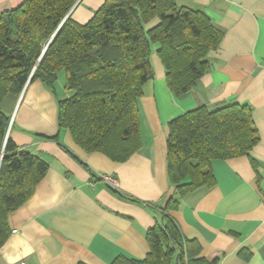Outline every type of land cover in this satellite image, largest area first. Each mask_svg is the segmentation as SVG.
I'll use <instances>...</instances> for the list:
<instances>
[{
    "label": "crops",
    "instance_id": "obj_1",
    "mask_svg": "<svg viewBox=\"0 0 264 264\" xmlns=\"http://www.w3.org/2000/svg\"><path fill=\"white\" fill-rule=\"evenodd\" d=\"M105 1L82 0L74 19L88 23ZM175 1L206 13L223 39L209 54L210 70L181 97L168 89L153 46L154 77L138 102L142 147L128 161L89 154L68 130L59 129L58 102L65 91L59 97L57 83L53 91L35 81L20 103L12 101V140L50 169L32 198L9 216L13 233L0 249V264L145 259L147 232L160 222L159 208L174 192L167 164L170 122L202 106L215 111L234 103L252 107L259 144L249 156L212 161L215 187L186 195L171 217L185 240L200 245L201 257L219 264H264V0ZM23 2L0 0V15ZM103 175L116 179L117 192Z\"/></svg>",
    "mask_w": 264,
    "mask_h": 264
},
{
    "label": "trees",
    "instance_id": "obj_2",
    "mask_svg": "<svg viewBox=\"0 0 264 264\" xmlns=\"http://www.w3.org/2000/svg\"><path fill=\"white\" fill-rule=\"evenodd\" d=\"M79 1L24 0L0 15V249L13 233L9 216L32 198L50 169L12 140V115L3 109L8 97L18 101L38 80L54 91L64 72L59 129L89 154L126 162L142 147L138 102L154 77L153 46L168 89L181 97L210 70L209 54L223 39L206 13L175 0H106L86 24L73 17ZM259 140L249 105L202 106L172 120L167 164L174 192L147 232L149 254L112 264H219L184 239L171 213L189 193L215 187L212 161L249 156Z\"/></svg>",
    "mask_w": 264,
    "mask_h": 264
},
{
    "label": "rangeland",
    "instance_id": "obj_3",
    "mask_svg": "<svg viewBox=\"0 0 264 264\" xmlns=\"http://www.w3.org/2000/svg\"><path fill=\"white\" fill-rule=\"evenodd\" d=\"M64 85H65V74L64 72H62L59 75V81H57V91H58V95L59 97H62L64 95ZM63 94V95H62ZM13 101L12 97H8L6 103L3 105V109L5 111H7V113L10 114L11 112V103Z\"/></svg>",
    "mask_w": 264,
    "mask_h": 264
},
{
    "label": "built area",
    "instance_id": "obj_4",
    "mask_svg": "<svg viewBox=\"0 0 264 264\" xmlns=\"http://www.w3.org/2000/svg\"><path fill=\"white\" fill-rule=\"evenodd\" d=\"M101 179L107 184L109 185L110 187L116 189L118 184H117V181L114 177L112 176H108V175H103L101 176Z\"/></svg>",
    "mask_w": 264,
    "mask_h": 264
},
{
    "label": "water",
    "instance_id": "obj_5",
    "mask_svg": "<svg viewBox=\"0 0 264 264\" xmlns=\"http://www.w3.org/2000/svg\"><path fill=\"white\" fill-rule=\"evenodd\" d=\"M81 1H82V0H80V1L77 3V5L74 7L73 11L78 7V5L81 3ZM73 11H72V12H73ZM72 12H71V13H72ZM26 88H27V87H26ZM26 88H25V90H26ZM25 90H24V92L22 93V95H21V97H20V99H19V103L21 102V100H22V98H23V95H24V93H25ZM19 103H18V104H19ZM12 122H13V119H12Z\"/></svg>",
    "mask_w": 264,
    "mask_h": 264
}]
</instances>
